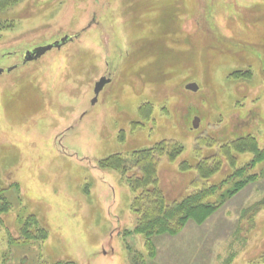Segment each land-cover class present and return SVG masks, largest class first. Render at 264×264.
<instances>
[{"label":"rangeland","instance_id":"374dc122","mask_svg":"<svg viewBox=\"0 0 264 264\" xmlns=\"http://www.w3.org/2000/svg\"><path fill=\"white\" fill-rule=\"evenodd\" d=\"M0 66L11 67L0 75V264H132L134 253L147 264H264V151L221 155L206 178L180 167L232 141L264 149V0H11ZM164 138L182 147L158 159L168 201L241 188L202 223L153 236L151 257L125 178L139 169L99 161ZM24 223L46 237L17 242Z\"/></svg>","mask_w":264,"mask_h":264},{"label":"trees","instance_id":"16d2710c","mask_svg":"<svg viewBox=\"0 0 264 264\" xmlns=\"http://www.w3.org/2000/svg\"><path fill=\"white\" fill-rule=\"evenodd\" d=\"M11 0H0V7L6 6ZM173 6V5H171ZM170 6V7H171ZM144 104L139 108L142 110ZM247 147L255 151V159L262 156L263 150L256 148V142L251 138H246L245 144L241 141H232L228 144L220 146L217 155L201 157L194 165L188 164L186 161L180 163L182 169L194 167L198 175L202 178L208 177L220 168L221 155H225L235 161L231 154L232 150L239 147ZM181 145L174 139H161L156 141L152 146L141 149L132 150L130 157H126L121 153H114L99 161L102 167H111L121 170L123 173L128 171L127 163L132 161L133 165L139 169L140 174L127 175L126 181L129 188L134 192L131 201V209L136 214V222L133 231L139 233L144 238V244L147 254L153 257L156 253L152 238L160 234H176L186 224L188 219H193L197 223H202L207 216L214 212L224 201L225 195L234 193L241 187H233L225 192L220 193L218 202L208 201V197L215 194L218 187H196L194 191L180 199L168 201L157 185L156 168L159 157L165 155L170 160L180 154ZM238 173L240 171H237ZM258 206H264V199L257 203ZM0 209H2L0 207ZM34 238L29 235L28 227L24 223L20 227V238L17 242H32L33 239L42 241L46 237V230L37 226ZM47 264H76L73 261H56ZM132 264H147L141 254L134 253L132 256Z\"/></svg>","mask_w":264,"mask_h":264},{"label":"water","instance_id":"95a60500","mask_svg":"<svg viewBox=\"0 0 264 264\" xmlns=\"http://www.w3.org/2000/svg\"><path fill=\"white\" fill-rule=\"evenodd\" d=\"M70 37H67L65 36L64 38H62L61 40L57 41L56 42V45L59 46L61 43H65L66 40H69ZM50 47V46H49ZM47 49V48H46ZM8 70H10V68H8ZM3 71V68H0V73ZM102 84H103V80L100 79L96 85H95V88H94V93L95 95L98 94L99 90L101 89L102 87ZM185 89L187 90H191V91H197L198 89V84L194 81H190V82H187L185 85H184ZM199 117L198 116H194L193 118V121H192V127L193 128H197L198 127V123H199Z\"/></svg>","mask_w":264,"mask_h":264},{"label":"flooded vegetation","instance_id":"af4514ba","mask_svg":"<svg viewBox=\"0 0 264 264\" xmlns=\"http://www.w3.org/2000/svg\"><path fill=\"white\" fill-rule=\"evenodd\" d=\"M0 68H3V71L0 73V75L2 74V73H4V72H9V71H11V70H8V68H10L11 69V67H2V66H0Z\"/></svg>","mask_w":264,"mask_h":264}]
</instances>
